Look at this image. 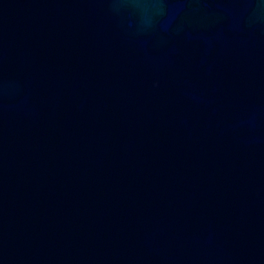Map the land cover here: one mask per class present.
<instances>
[{
    "label": "water",
    "instance_id": "water-1",
    "mask_svg": "<svg viewBox=\"0 0 264 264\" xmlns=\"http://www.w3.org/2000/svg\"><path fill=\"white\" fill-rule=\"evenodd\" d=\"M0 264H264V0H0Z\"/></svg>",
    "mask_w": 264,
    "mask_h": 264
}]
</instances>
